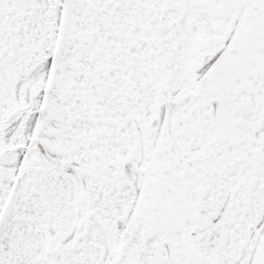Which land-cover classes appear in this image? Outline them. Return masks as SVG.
Wrapping results in <instances>:
<instances>
[{
    "label": "snow or ice",
    "instance_id": "snow-or-ice-1",
    "mask_svg": "<svg viewBox=\"0 0 264 264\" xmlns=\"http://www.w3.org/2000/svg\"><path fill=\"white\" fill-rule=\"evenodd\" d=\"M0 264H264V0H0Z\"/></svg>",
    "mask_w": 264,
    "mask_h": 264
}]
</instances>
